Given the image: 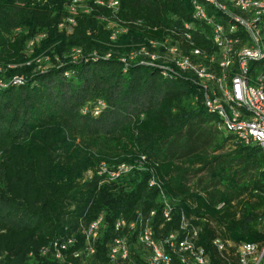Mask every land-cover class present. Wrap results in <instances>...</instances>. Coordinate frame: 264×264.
<instances>
[{"label": "trees", "instance_id": "16d2710c", "mask_svg": "<svg viewBox=\"0 0 264 264\" xmlns=\"http://www.w3.org/2000/svg\"><path fill=\"white\" fill-rule=\"evenodd\" d=\"M93 1L66 34L57 27L68 0H0V79L24 80L0 90V264H57L39 251L98 217L102 256L114 221L159 211L161 193L174 207L169 229L181 212L192 216L212 264L224 263L216 239L263 243L260 148L219 129L181 73L164 78L138 59L119 61L149 40H178L169 31L192 22V0H100L116 1V14ZM74 49L87 58L73 61ZM141 156V169L101 183V164ZM152 176L160 189L149 187Z\"/></svg>", "mask_w": 264, "mask_h": 264}, {"label": "built area", "instance_id": "2783aa9c", "mask_svg": "<svg viewBox=\"0 0 264 264\" xmlns=\"http://www.w3.org/2000/svg\"><path fill=\"white\" fill-rule=\"evenodd\" d=\"M86 2L68 0L69 15L58 25L59 31L73 32L76 16L91 11ZM93 4L117 12L116 1L96 0ZM191 7L192 22L185 23L179 33L169 31L178 40L172 43L170 36L163 41L149 40L119 61L126 65L138 59L141 66L158 69L164 78L181 73L196 87L206 112L219 120V129L231 134L238 144L259 147L264 155V0H192ZM118 32L123 31L116 29L110 40ZM32 44L28 45L29 52ZM88 57L104 60L110 58V53ZM71 58L79 61L87 57L74 49ZM35 63L39 70L46 69L40 58ZM23 83L22 77L0 80V90ZM145 161L141 156L135 163L112 168L101 164L97 175L103 178L101 183L114 181L133 169H141ZM148 185L160 189L154 176ZM161 201L159 211L137 209L130 218L118 217L102 256L97 245L103 230L101 217L89 224L79 221L78 235L53 241L39 255L57 264H212L199 244L202 230L195 219L181 212L175 227L169 229L174 207L162 193ZM222 207L221 203L216 209ZM212 245L224 259L223 264H264V242L234 246L216 239ZM226 250L232 254L224 258Z\"/></svg>", "mask_w": 264, "mask_h": 264}, {"label": "rangeland", "instance_id": "374dc122", "mask_svg": "<svg viewBox=\"0 0 264 264\" xmlns=\"http://www.w3.org/2000/svg\"><path fill=\"white\" fill-rule=\"evenodd\" d=\"M44 67H45V66H44ZM40 71H41V72H44V70H41V69H40ZM0 80H1V79H0ZM111 168H112V167H111ZM89 175H90V174H89Z\"/></svg>", "mask_w": 264, "mask_h": 264}]
</instances>
